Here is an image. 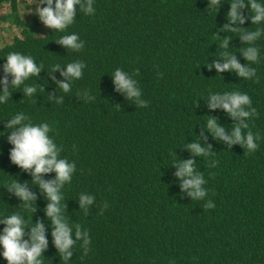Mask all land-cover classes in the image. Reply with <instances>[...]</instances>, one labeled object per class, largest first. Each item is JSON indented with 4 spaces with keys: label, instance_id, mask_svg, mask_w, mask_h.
Instances as JSON below:
<instances>
[{
    "label": "trees",
    "instance_id": "obj_1",
    "mask_svg": "<svg viewBox=\"0 0 264 264\" xmlns=\"http://www.w3.org/2000/svg\"><path fill=\"white\" fill-rule=\"evenodd\" d=\"M231 2L220 0L215 9L208 0H92L94 12L76 5L73 23L63 31L45 27L37 15L45 28L35 33L18 20L16 0H0L19 29V36L0 47V80L10 53L31 56L41 67L19 87H11L8 75L10 95L0 103V235L2 220L17 214L26 222L22 241L30 246V228L39 222L46 241L41 264H264V21L252 24L245 7L238 9L245 22L232 25ZM225 25L238 31H222ZM257 29L261 36L251 46L258 48V61L251 63L240 32ZM72 34L84 43L78 52L58 42ZM225 51L256 76L246 80L208 67L223 64ZM77 61L85 65L81 77L63 76ZM55 65L60 67L53 70ZM117 70L133 81L137 96L116 89ZM63 83L69 91L59 88ZM25 86L36 91L26 95ZM4 88L0 84V95ZM233 91L250 97L245 110L256 109L255 116L241 118L249 124L242 135L251 130L259 136L251 153L207 130V120L214 118L225 136L232 135L237 121L222 108L210 109L208 97ZM18 113L33 125L48 124L57 159L75 166L58 192L59 215L74 241L67 261L53 242L46 193L33 182L32 170L10 160L7 124ZM195 143L209 154L190 152ZM189 159L193 175L204 180V197L189 196L191 189L182 190L183 178L175 176ZM40 179L51 182L56 174ZM14 182L34 197L27 207L8 191ZM81 196L92 203L81 207ZM209 201L214 208H205ZM2 252L0 247V264H7Z\"/></svg>",
    "mask_w": 264,
    "mask_h": 264
},
{
    "label": "clouds",
    "instance_id": "obj_2",
    "mask_svg": "<svg viewBox=\"0 0 264 264\" xmlns=\"http://www.w3.org/2000/svg\"><path fill=\"white\" fill-rule=\"evenodd\" d=\"M40 3L46 4L44 7H37L36 14L38 15L41 23L47 28L63 31L67 26L73 23V17L75 15V6L80 4L81 10L86 14H92L94 12L92 8V0H85L82 4L81 0H55V7L53 8V0H39ZM209 7L215 8L220 4V0H208ZM247 7L252 13L251 23L259 24L264 21V5L257 3V0H248L247 5L244 0H232L230 4V10L227 14V18L232 25L237 23L243 24L245 18L238 12V9H244ZM223 30L237 32L236 27L228 28L224 26ZM241 39L245 41L249 47L243 50V55L246 61L256 63L258 61V48L251 46L252 43L261 36V31L240 32ZM78 36L76 34L62 36L58 42L73 51H80L84 47L83 42H77ZM228 40L225 39L221 43V47L226 49ZM225 62L223 64L216 63L208 67H215L217 73L224 71H235L238 76L244 79H252L256 76V70L245 66H241L233 56L228 52L222 54ZM6 64L4 66L5 78L0 80V84L5 85L3 95H0V103H4L8 100L10 92L7 76L13 77L11 81V87H19L31 76H36L41 71V67H38L31 56H24L20 53H10L6 58ZM85 65L82 62L69 63L66 71L62 73L63 76L79 79L82 75L81 69ZM60 65H55L53 70H56ZM254 82H258V79ZM114 84L118 91H124L129 97L138 95V92L133 87V81L127 79L125 74L120 70H117L114 74ZM69 84L63 83L59 85V88L64 92L69 91ZM36 91L35 87H24L26 95H31ZM208 107L210 109L222 108L229 116L234 118L237 123L233 128L232 135L225 136L224 129L217 126L214 118L207 120V130L211 132L214 138L225 140L229 146L232 144H241L245 147L248 153L254 152L258 148L256 141L259 139L258 134L254 135L251 130L246 132V135H242V129H249L248 123H242L241 118L247 119L250 116L256 115V109L247 111L243 106L251 104L250 97L247 94H241L239 92H225L223 95L211 94L208 97ZM19 126V127H17ZM7 129H11V134L8 135V142L13 146L10 152L11 162L23 170H32V176L34 183L46 193L47 199L50 203L46 208V215L51 219V223L54 226L52 232L53 242L58 249L59 253L63 256L65 261L72 255L69 252V248L73 245L74 241L71 238L72 230L64 223L59 215L61 209L58 207L61 196L58 194L60 187L70 181L71 174L75 170V166L69 164L64 159H57V149L52 140L47 135L50 131L48 124L33 125L27 122V118L23 113L16 114L7 124ZM188 150L194 155L206 156L209 154L208 149L201 147L199 143L188 146ZM193 161L191 159L180 163L178 171L175 173L177 178H183L181 188L182 190L191 189L188 195L196 198H201L206 195V192L201 189V185L204 183L203 178L200 175H193ZM49 172H55L56 179L51 182L45 183L40 179L41 174H47ZM8 191L12 192L16 197L22 200L27 207L29 202L34 200V197L26 190L25 186H21L19 183H12ZM81 207L92 203L90 197H80ZM105 207V206H103ZM215 205L209 201L205 204V208L211 209ZM5 225L3 229V235H0V247H2V256L7 264H41L39 257L42 250L46 246V241L43 234L41 224L38 222L30 228V246L29 242L22 241L24 236L25 221L17 214H12L2 220ZM76 239L81 238V232L79 226L76 230ZM89 241L84 240V254L88 252L87 244Z\"/></svg>",
    "mask_w": 264,
    "mask_h": 264
},
{
    "label": "rangeland",
    "instance_id": "obj_3",
    "mask_svg": "<svg viewBox=\"0 0 264 264\" xmlns=\"http://www.w3.org/2000/svg\"><path fill=\"white\" fill-rule=\"evenodd\" d=\"M16 4L18 20L23 22L26 28L34 30L35 33H41L46 26L37 22L36 3L32 0H16ZM9 13L8 6L4 4L0 8V17H5L3 21L0 20V47L9 43L12 37L19 36V29L11 21Z\"/></svg>",
    "mask_w": 264,
    "mask_h": 264
}]
</instances>
